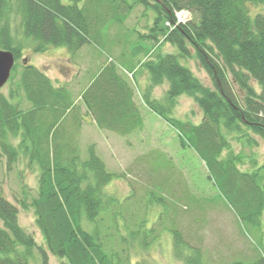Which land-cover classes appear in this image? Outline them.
Instances as JSON below:
<instances>
[{"label":"trees","instance_id":"16d2710c","mask_svg":"<svg viewBox=\"0 0 264 264\" xmlns=\"http://www.w3.org/2000/svg\"><path fill=\"white\" fill-rule=\"evenodd\" d=\"M260 4L264 0H0V49L14 56L12 80L26 39L34 53L62 47L73 54L86 43L98 44L102 30L122 25L135 7L153 11V23L139 34L148 42L142 49L145 58L128 70L144 68L149 91L165 84L167 106L147 96L143 102L176 133L183 149L196 154L207 178L239 219L259 226L264 163L258 164L251 154H234L230 144L236 141L252 149L256 137L264 139V14L248 11V5ZM179 10L189 11L196 22L169 29L165 23L173 22ZM13 23L20 34L12 33ZM161 43L175 46L178 54L156 53ZM178 58L194 59L212 87L204 86ZM132 93L111 62L87 84L80 99L98 129L127 137L142 128L137 112L135 127H107L98 112L117 114L120 120L133 106ZM181 95L200 109L198 124L166 116ZM9 96L18 101L10 102L0 91V158H5L9 170L23 154L38 169L37 196L29 206L45 249L19 225L17 206L0 193V264H30L34 251L41 252L44 263L48 253L58 257L60 264H124L121 254L104 249L106 234L110 235L112 225L116 228L115 214L105 226L98 220L118 204L105 192L114 175L92 147L88 157L81 159L78 148L62 140L61 124L73 106L70 92L55 87L44 72L23 60ZM22 98L30 108H21ZM244 159L250 164L245 171L240 169L247 163ZM172 232L176 257L198 264L200 249L190 246L178 230ZM182 244L191 251L187 255L181 251ZM229 264H264V254L254 262Z\"/></svg>","mask_w":264,"mask_h":264},{"label":"rangeland","instance_id":"374dc122","mask_svg":"<svg viewBox=\"0 0 264 264\" xmlns=\"http://www.w3.org/2000/svg\"><path fill=\"white\" fill-rule=\"evenodd\" d=\"M248 11L250 15L264 14V4L248 5ZM154 16L153 11L137 6L122 25H110L107 31L105 27L98 44L86 43L73 54L62 47L34 53L29 46L30 41L26 39L22 41L24 46L12 80H8L0 91L10 102L18 101L17 98H10L9 92L15 89L25 60V64L44 72L55 87H63L70 92L73 106L61 124L62 140H69L73 147L78 148L81 159L88 157V148L92 147L106 170L114 175L105 192L113 196L118 204L98 219L99 225L105 226L110 223L111 213L116 216V228L112 225L110 235L107 233L105 238L107 253L121 254L124 264H189L175 255L172 231L176 229L190 246L200 249L198 264L254 262L264 254V210L259 226L241 221L207 178L204 164L193 151L180 146L176 133L165 122L158 120L155 124L147 121L145 127L121 137L98 129L85 118L88 114L80 95L87 84L97 77L100 68L110 59L125 77L124 70L144 60L142 49L148 42L139 34L146 32L145 26L153 23ZM191 18L192 22H196L193 14ZM11 30L20 34L16 23L12 24ZM155 52L178 54L175 46L164 43L156 46ZM178 60L204 86L212 87L208 75L194 59ZM143 69L136 70L135 75L141 80L144 75L147 76ZM158 104L167 106L166 98L158 100ZM20 106L30 108L23 98ZM165 114L194 124H198L202 117L197 104L185 95L177 97ZM256 140L257 146L252 149L231 141V150L234 154H251L258 164L264 163V139L256 137ZM249 165L247 162L240 169H250ZM37 174L36 165L29 163L26 155L20 154L9 170L5 158H0V193L17 206L19 225L33 236L37 246L44 251V238L37 229L33 208L29 206L31 199L37 196ZM187 248L182 244L181 251L186 255L191 252ZM40 253L34 251L30 264H60L58 257L48 253H45L44 263Z\"/></svg>","mask_w":264,"mask_h":264},{"label":"crops","instance_id":"0c3cea01","mask_svg":"<svg viewBox=\"0 0 264 264\" xmlns=\"http://www.w3.org/2000/svg\"><path fill=\"white\" fill-rule=\"evenodd\" d=\"M102 67L100 68V70ZM99 70V71H100ZM126 80L127 85L133 90L132 103L133 106L130 108V112L122 115L119 120L117 114L98 112V118L102 123H105L107 127H135V113L137 112L141 119V127H145L147 121L149 123L158 124L161 120L159 119L149 108L144 104L143 98L147 96L150 100H160L165 98L166 85L158 86L149 91L148 77L144 75L143 80L134 76V81L127 79L124 75L122 76ZM89 123L94 124V121L89 115H85ZM159 120V121H158ZM95 125V124H94Z\"/></svg>","mask_w":264,"mask_h":264},{"label":"water","instance_id":"95a60500","mask_svg":"<svg viewBox=\"0 0 264 264\" xmlns=\"http://www.w3.org/2000/svg\"><path fill=\"white\" fill-rule=\"evenodd\" d=\"M14 63L13 54L10 51L0 49V89L9 80Z\"/></svg>","mask_w":264,"mask_h":264},{"label":"built area","instance_id":"2783aa9c","mask_svg":"<svg viewBox=\"0 0 264 264\" xmlns=\"http://www.w3.org/2000/svg\"><path fill=\"white\" fill-rule=\"evenodd\" d=\"M189 20H190V13L187 10H179L174 12L173 22H166L165 25L169 29H173L177 25L185 24Z\"/></svg>","mask_w":264,"mask_h":264}]
</instances>
